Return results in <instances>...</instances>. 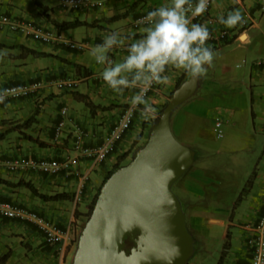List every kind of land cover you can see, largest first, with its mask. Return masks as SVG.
Returning <instances> with one entry per match:
<instances>
[{
    "label": "crops",
    "instance_id": "crops-1",
    "mask_svg": "<svg viewBox=\"0 0 264 264\" xmlns=\"http://www.w3.org/2000/svg\"><path fill=\"white\" fill-rule=\"evenodd\" d=\"M167 2L170 0H107L101 7L76 11L63 7L60 0H0V17L5 16L59 29L63 37L79 45L77 48H70L62 39L52 43H42L25 33L11 32L7 25L0 24L1 82L6 84H22L34 80L47 82L62 77L78 81L77 88L72 90L47 86L34 95L11 99L0 106V132L12 129L13 126L28 119L36 109L39 111L34 124L21 130H10L5 138L0 140V178L11 183H0V200L12 201L38 212L61 228L69 229L72 238L61 245H48L34 223L0 217V254L10 252L6 264H71L76 251L74 235L78 231L80 218L86 212V204L82 206L80 202L75 203L73 197L47 200L40 196V194L52 195L61 192L73 194L75 178L65 177L62 174L51 176L31 170L10 171L1 161L7 158L25 160L62 157L72 153L70 126L74 123L79 124L87 133L86 144L100 142L126 104L131 101L136 88H128L120 94L114 92L100 78L102 71L91 68L87 52L102 43L104 36L111 31L135 32L137 38L140 37L144 34L143 30L130 28L133 19L139 13ZM210 6L207 19L193 22L207 23L211 34L217 37L216 55L220 56L216 57V110L223 114L226 129L230 131V136H226L217 151L226 154L240 151L242 156L245 155L243 159L246 160L247 156H252L251 154L256 151L257 146L262 143L264 145V0H210ZM233 8H240L244 12L246 23L230 28L221 24L218 16H226ZM73 20L84 21L87 24L61 29L53 22ZM222 31L227 32L224 37L220 36ZM211 44L209 46L214 48L215 46ZM230 47L242 48L251 57L250 64L244 70L246 72L244 77H234L230 72L228 59L231 53ZM28 48L51 55L32 54L28 52ZM125 54L126 46L116 47L109 53L116 61L121 60ZM74 63L79 64L80 68L77 69ZM167 74L171 79L165 83L164 91L159 87L148 98L151 108H156L162 102L163 97L169 94L168 90L174 89L178 79L183 77V82L190 81L189 74L182 69L169 66ZM197 84L198 81L193 83L188 96L182 102L194 93ZM86 101L90 104L88 105ZM63 106L68 108L67 127L62 136L56 138L54 128L61 118L60 109ZM143 108L142 105L141 109ZM141 109L138 110L137 115L144 116L143 120H145V114ZM148 114L149 111L146 116ZM182 123L177 131L181 130ZM26 134L36 137L43 144L29 140ZM125 140L127 141L125 146L115 151L117 155L129 148L131 141L128 138ZM234 148L235 151H230ZM113 154L114 152L98 170V177L93 180L94 183L92 181V189H86L85 197L82 198L87 201L86 203L95 188L100 185L98 182L103 180L115 164L117 155ZM234 156L238 157L236 154ZM261 159L262 163L260 165L257 163L254 167L253 182L247 194L248 203L253 204V206L249 205V208L256 214L249 223L257 220L264 207V148ZM193 162L186 171L193 166ZM222 162L220 160L216 163V215L208 210L188 209L186 214L193 216L190 219L186 217V224L189 222L190 226L195 228L216 225L221 231L220 235L224 234L228 225H235L233 241L237 242L239 249L226 260L225 264H247L250 251L246 245V235L249 230L246 229V225L237 226L234 219H230V210H234L237 190L227 185L226 179L219 178L221 175L218 170L223 167ZM81 167H84L83 163ZM191 172L184 179L182 190L190 197L199 198L202 192L211 187L210 180L202 177L201 173ZM19 180L32 183L39 194L26 186H14ZM222 198L227 200L231 198L230 204H227L229 203L227 200L222 202ZM188 206L190 207L191 204L189 203ZM237 208L241 209L239 206Z\"/></svg>",
    "mask_w": 264,
    "mask_h": 264
},
{
    "label": "water",
    "instance_id": "water-1",
    "mask_svg": "<svg viewBox=\"0 0 264 264\" xmlns=\"http://www.w3.org/2000/svg\"><path fill=\"white\" fill-rule=\"evenodd\" d=\"M192 87L186 80L174 90L146 142L101 185L71 264H184L191 255L192 238L171 185L194 156L172 134L170 117Z\"/></svg>",
    "mask_w": 264,
    "mask_h": 264
},
{
    "label": "rangeland",
    "instance_id": "rangeland-1",
    "mask_svg": "<svg viewBox=\"0 0 264 264\" xmlns=\"http://www.w3.org/2000/svg\"><path fill=\"white\" fill-rule=\"evenodd\" d=\"M76 11H82V9H76ZM130 28L135 29L132 27V25H130ZM139 29L143 30L144 27ZM11 32L15 31L11 30ZM223 44L225 45V43ZM211 45H213V47L215 46L214 49L216 52V44L212 42ZM229 49L231 53L230 58L228 59L230 60V72L232 76L244 77L246 75V72L244 70H246L248 65L250 64L251 57L248 56L242 48L240 49L230 47ZM91 52L92 51L90 50L89 52H87L89 53L87 57L89 65L93 70L102 71L105 65L98 64ZM219 56L220 55L215 56L214 62L212 66L209 67L208 73L197 80L198 87L194 91V93L172 111L170 117L171 132L180 143L184 144L192 150L194 162L193 166L188 171L184 172L178 179H176L172 183L171 190L179 198L182 210L183 212H185L184 215L186 214L188 209H196L197 211L208 210L216 215V163L221 160L223 161V167L218 170L219 174L221 175V177L219 178L226 179L225 183L227 185H230L234 190H237L234 197L235 201L237 200L239 202V195L240 193L242 194L240 203L234 206V210H230V219H234L237 226L239 225L245 227L246 224L252 221L253 216H255L256 214L254 210L252 211V209L250 210L249 208V205L253 206V204L248 203V192L245 193L242 191L244 187H249L247 181L248 179L253 178L251 176L253 174L255 165L257 163L259 165L262 163L261 158L263 155L264 145L262 143L260 146H257L256 151L251 154L252 156H247L246 160L243 159L245 155L242 156L240 154V151L236 153L230 152L227 154L223 151H217L226 136H230V131L228 132V130L226 129V123L224 124L223 114L219 112V110H216V57ZM165 85L166 84L163 83V91ZM174 89H176V87H174ZM168 91L169 94H166L163 97L162 102L156 108H151V110L149 111L151 112V116L145 115L146 119L143 120L144 116L136 114L134 125L127 132V136L125 137L128 138V140H130L131 142L129 144V148H126L125 150L126 157L122 161V164L128 163L132 158L133 152L146 142L148 138V131L154 123L146 129L143 128V123L146 122V124H148L153 121L157 117L162 103H164L165 101H170V99L172 98H169L171 90L169 89ZM219 96L221 97V95ZM37 115L38 114L35 115L36 118ZM217 119L223 122V137H218L216 135L217 129L215 126V122ZM182 121H184V123H182ZM181 123L183 127L181 126V130L177 131V128L181 125ZM141 129H143V131L145 132L140 135V131H142ZM125 138L117 145L119 148L118 150L124 147L125 143H127ZM230 151H235V148ZM245 151L247 150H244V152ZM248 152L250 151H247V153ZM235 154L238 155V157H235ZM113 155L116 156L117 154L114 152ZM230 157L231 159H229ZM117 159L118 158H116V161ZM101 168L102 164H98L95 169L90 172V181L87 182V188H89L90 190L92 189V184L94 183L93 180L98 177V170H100ZM229 170H231L232 172H230ZM191 171L201 173L202 177H207L210 180L209 186L211 187L209 188V190L202 192L199 198L190 197L189 194L182 190V185L185 181L184 179ZM101 182L102 179L98 183L101 184ZM99 186L95 188L92 196L88 199V203H86L87 201L85 199H82L80 201V205L84 206L86 204V210L89 208L92 198L97 192ZM84 197L85 195H83V198ZM224 200L226 201L227 199L222 198V202ZM229 200H231V198H229ZM229 200H227L229 202L227 204H230ZM189 203L191 204L190 207L188 206ZM238 206L241 209L237 208ZM192 216V214H186L185 222L186 217L190 219L192 218ZM85 218V214L80 218L81 221L79 223L77 234L74 235L75 249L77 247L80 231L84 226V223L86 222ZM186 227L192 238V253L187 258L184 264H216L221 253L222 245L226 241L227 237H229L230 239L231 247L226 257L224 258V264L232 254L238 252L239 248L237 242L233 241V238L235 236V229H233V227H235V225H228L224 230V234L221 233L222 236L220 235L221 231L216 228V225L210 227L203 226L200 228H195L190 226L189 222H187ZM206 227H208V229ZM228 234L229 236H227Z\"/></svg>",
    "mask_w": 264,
    "mask_h": 264
},
{
    "label": "built area",
    "instance_id": "built-area-1",
    "mask_svg": "<svg viewBox=\"0 0 264 264\" xmlns=\"http://www.w3.org/2000/svg\"><path fill=\"white\" fill-rule=\"evenodd\" d=\"M107 0H60L63 7L68 9H92L101 7ZM210 0L206 12L200 16L192 18L193 21H202L208 18L210 13ZM152 10V9H151ZM150 10L139 13L132 21L134 28L145 27L148 23L144 18ZM0 24L7 25L8 28L15 32H22L29 35L32 39L42 43H52L55 40L62 39L63 43L70 48L79 46L72 40L63 37L58 29L46 27L43 25L27 23L15 19L0 17ZM226 31L220 33L224 37ZM216 35L211 34L208 44L216 42ZM261 63V62H258ZM100 78L103 80L102 75ZM47 86H55L60 90H72L78 86V81L69 77L52 79L50 81L34 80L22 84H6L0 81V89H7L5 93L6 103L11 99L26 98L34 95L36 92ZM163 83L154 82L147 92L149 98L156 89L162 87ZM136 91L138 89L136 88ZM4 103H0L2 106ZM142 105L133 106L131 101L126 104L111 126L103 139L96 144H86L87 133L77 123L70 126L72 135V153H67L62 157H39L21 160L18 158L3 159L1 163L10 171H38L47 175L56 176L64 175L65 177H73L76 185L73 191V200L78 203L82 200L87 189V182L90 181L89 174L98 164H103L118 148V144L126 136L127 132L132 128L135 122L136 114ZM68 108L63 106L60 109L61 118L57 121L54 128V135L59 138L67 127L66 113ZM151 116L149 112L148 116ZM216 135L223 136L222 123L216 120ZM84 164L82 168L81 165ZM0 217L9 219H21L34 223L42 233L44 241L48 245L63 244L70 239V230L61 228L54 221L44 217L38 212L22 206L12 201L0 200ZM249 230L246 235V245L250 251V257L247 264H264V207L259 217L254 223L246 224Z\"/></svg>",
    "mask_w": 264,
    "mask_h": 264
},
{
    "label": "clouds",
    "instance_id": "clouds-1",
    "mask_svg": "<svg viewBox=\"0 0 264 264\" xmlns=\"http://www.w3.org/2000/svg\"><path fill=\"white\" fill-rule=\"evenodd\" d=\"M208 5L209 0H170L147 13L144 19L148 23L140 37L135 32H108L91 52L98 64L105 65L103 80L118 94L137 88L131 103L143 105L141 111L146 115L152 107L147 92L154 82L171 79L169 66L188 73L193 83L205 76L216 52L207 43L211 36L207 23H194L192 18L204 14ZM218 20L230 28L246 23L240 8L229 10ZM120 46H126V54L116 61L109 53ZM7 91L0 89V103L5 102Z\"/></svg>",
    "mask_w": 264,
    "mask_h": 264
},
{
    "label": "trees",
    "instance_id": "trees-1",
    "mask_svg": "<svg viewBox=\"0 0 264 264\" xmlns=\"http://www.w3.org/2000/svg\"><path fill=\"white\" fill-rule=\"evenodd\" d=\"M53 22H54V24H55L56 27L61 28V29H68V28H73V27L79 26V25L87 24L86 22H84V21H80V20L61 21V22L53 21ZM27 50H28L29 53H32V54L43 55V56L51 55L50 53L37 52V51H35V50H33V49H29V48H28ZM62 60H65V59L62 58ZM74 65H75V67H76L77 69L80 68V65H79V64H75V63H74ZM183 80H184L183 77H181L180 79H178L177 82H176V84H175V87H178V86L183 82ZM173 91H174V89L170 92V96H169V98L172 97V95H173ZM86 102H87L88 105L90 104L89 101H86ZM168 102H169V101H165L164 103H162V106L160 107V110H159V112H158V115H157V117H156L153 121H151V122L148 123V124H146V122L143 123V128H144V129L149 128L150 125H152L153 123H155V122L159 119V116H160V114H161L163 108L167 105ZM38 112H39L38 109H36L35 113H34L32 116H30L28 119H26V120H24L23 122L18 123L17 125L13 126L12 129L6 130L5 132H0V140L4 139L5 136H6V134H7L10 130H15V129H17V130H18V129L21 130L22 128H27V127L31 126V125L35 122V120H36V116H35V115L38 114ZM143 132H144L143 130L140 131V135H141ZM25 136H26L29 140H31V141L39 142L38 139H37L36 137H33V136L30 135V134H26ZM39 143H40V144H43L42 142H39ZM125 157H126V156H125V153L118 155V157H117V158H118L117 161L115 162V164L113 165V167L107 172V174H106L105 177L103 178V180H102V182H101V184H100V186H99L97 192L94 194V197L92 198V201H91V204L89 205V208H88V209L86 210V212L84 213L85 216H86V218H85L86 220H87V218H88V217L90 216V214H91V211H92V209H93V205H94V203H95V200H96V198H97V195H98V192H99V189H100L101 185L104 183V181H105V180H106V179H107V178H108V177H109V176H110V175H111V174H112V173H113L118 167H120V166L123 165V164H122V161L124 160ZM251 177H253V176H251ZM252 182H253V178L248 179L247 183L249 184V185H248L249 187H244L242 192L247 193L248 190H249L250 187H251ZM0 183L11 184V183H8V181H6L5 179H2V178H0ZM14 186H26V187H28L29 189H31L32 191H34L35 193L39 194L38 191H37V189L33 186V184L30 183V182H28V181L19 180L17 183H14ZM241 195H242V194L240 193L239 198H238V200H240V201H241ZM40 196L43 197V198H45V199H47V200H58V199H70V198L73 197V194H72V193H68V192H61V193H55V194H52V195L40 194ZM240 201L238 202V201L236 200L235 203H234V206H235V205H238V204L240 203ZM76 234H77V233H76ZM227 236H229V234H228ZM130 246H132V242H131L130 240L127 239V241H126V247H130ZM230 247H231L230 239H229V237H227L226 241H225V242L223 243V245H222L221 253H220L219 259H218V261H217L216 264H224V261H225L224 258L226 257V255H227V253H228ZM9 256H10V252H9V251L6 252V253L0 254V264H6V261L8 260Z\"/></svg>",
    "mask_w": 264,
    "mask_h": 264
}]
</instances>
